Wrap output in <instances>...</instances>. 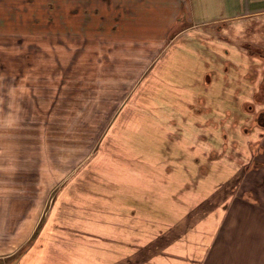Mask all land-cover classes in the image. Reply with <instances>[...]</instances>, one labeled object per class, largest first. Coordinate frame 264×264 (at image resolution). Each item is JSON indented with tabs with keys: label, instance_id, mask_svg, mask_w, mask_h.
Returning <instances> with one entry per match:
<instances>
[{
	"label": "rangeland",
	"instance_id": "1",
	"mask_svg": "<svg viewBox=\"0 0 264 264\" xmlns=\"http://www.w3.org/2000/svg\"><path fill=\"white\" fill-rule=\"evenodd\" d=\"M1 1L0 255L12 258L0 264H264V129L255 122L264 111V0H212L201 10L226 23L224 44L252 48L256 57L246 66L232 54L236 64L209 85L206 74L208 83H199L202 71L168 57L153 90L135 72V95L125 103L131 87L124 75L96 79L95 57L84 55L94 41L54 31L71 25V0H19L20 8H13L17 0ZM178 88L190 100L180 101ZM193 152L203 166L188 171ZM138 161L182 165L172 170L184 181L177 214L169 219L168 205L167 217L152 216L159 230L139 222L133 232L110 235L112 210L127 203L111 192L128 191L123 170ZM234 194L226 222L214 232L200 226L213 208L207 198L228 208L232 201L219 198ZM138 201L126 210L144 221ZM170 244L177 246L166 255Z\"/></svg>",
	"mask_w": 264,
	"mask_h": 264
},
{
	"label": "crops",
	"instance_id": "2",
	"mask_svg": "<svg viewBox=\"0 0 264 264\" xmlns=\"http://www.w3.org/2000/svg\"><path fill=\"white\" fill-rule=\"evenodd\" d=\"M0 2L2 1L0 0ZM20 2L17 0L13 8H20ZM59 2L61 1H58V6L52 4V8L56 6L57 8H61L62 4ZM168 2H170L171 7L167 8ZM168 2L167 0H71L72 13L68 16L70 19L69 23L72 26L67 27L66 23L63 27L66 32L54 31L59 34H64L68 39H81L85 43L94 41L95 47L93 52H86L84 55L86 57L92 55L95 57L94 74L96 75V79L101 77L104 80H113L114 77H118L121 74L124 75L122 78L125 79L127 85L129 84L131 87L130 90H127L125 98L120 103H125L128 97L135 95L136 71L139 73L138 77L144 73L141 79H144V84H147V91H149L150 88L155 86L156 80H160L162 64L164 61L167 62L168 57L171 59L177 58L182 67L191 72L197 73L198 71H202L199 83L204 80L207 84L208 82L205 79L210 77L208 78L210 79L208 80L209 85L213 83L211 78L216 73L226 71V64L229 67L230 62L236 64L235 57L234 59L231 57L232 54L233 56H237L244 66H246L247 59L256 57V54L251 51L252 48L247 44L244 45L243 48L245 50L243 51L234 44L232 46L230 43L224 44L225 41L229 42L230 39L228 36L229 30H226V23L218 17H210L204 12L213 7L212 0H169ZM63 6L66 7L67 3ZM198 6L200 11L204 10L200 12L202 13L201 18H199L200 20H196L193 16V14L197 13L196 8ZM162 8L167 9L166 12L163 10V14ZM193 8L195 9L193 10ZM145 9L148 10L145 11ZM151 10L154 11L152 12ZM258 10L264 11V8ZM205 13L207 16H205ZM181 16L186 20H183ZM72 18L76 20L73 21L71 20ZM47 20L48 23H55L54 20H56V17L48 16ZM183 23H187L188 26L182 27ZM202 25L209 26L208 28L211 32H208L207 27L205 29L199 27ZM194 29H197V31ZM194 43H197L196 48L191 46ZM225 46L229 47V50H226V52L223 50ZM262 55L263 52L260 53V56ZM117 57H120V63H123V66L127 65L129 67L123 70L121 69L123 66L117 68ZM195 65L196 68H194ZM107 74H109L108 77L106 76ZM204 75L205 79H202ZM110 77L113 78L110 79ZM127 85L126 87H128ZM147 94L149 95V93H146V96ZM193 95L195 96V94ZM175 96L180 101L187 99L182 95L180 88L177 89ZM195 145L193 147L194 149L197 148ZM204 145L208 144L204 142ZM202 148L204 147L202 146ZM190 160L191 165L189 167L185 166V169H188V171L193 166L197 168L203 166L200 157L194 154V152ZM161 165L163 168H168L169 170L167 171L169 172L164 173L161 171L159 173L154 170L161 168ZM130 166L133 168L132 170H130L129 166L127 170H123V175L126 180L125 188L128 191H119L117 193L112 191L111 199L120 200L125 198L127 202L126 209L132 208V205L139 203L138 200H142L143 207L147 209L148 218L144 219V221H142L143 219L134 218L136 212L132 209L130 211L126 209L122 211L120 207L116 210L113 209L110 215V235H113V232L123 231L124 228L127 232H133L135 230V224L139 222L148 223L147 225L152 226V229L155 228L154 224L158 223L156 224L158 226L156 230H159L161 227L160 220H153V224L152 216L167 217V206L169 205L171 212H169L168 218L172 219V217L176 216L173 214H177L176 207L178 201L183 198L182 185L184 181L182 179V171L177 172L175 170L174 173L172 171L173 168L182 167L180 163L168 164L165 161L164 163L138 161L131 162ZM170 184L175 187L173 191L167 189V186ZM172 194L175 195L174 198ZM234 196L235 194L219 198V201H232L228 208L224 206L219 207L212 201L213 199L209 200L207 198L208 202L211 201L209 203L213 205V208H211L212 210L209 213L210 216L202 219L200 226L207 227V229L212 230L211 232H214L217 225L226 222L231 214L229 207H232V203L236 198ZM168 200H171L172 203H168ZM237 202H240V200ZM221 214L223 215L220 218ZM122 221H126L128 224H123ZM140 231H146V229L141 228ZM141 242L142 246H145L148 241L141 240ZM117 243L112 240L109 246H118ZM176 246L177 244H170V251H166L165 254L170 255L172 248ZM7 258H12V254L0 255V259L2 260Z\"/></svg>",
	"mask_w": 264,
	"mask_h": 264
},
{
	"label": "trees",
	"instance_id": "3",
	"mask_svg": "<svg viewBox=\"0 0 264 264\" xmlns=\"http://www.w3.org/2000/svg\"><path fill=\"white\" fill-rule=\"evenodd\" d=\"M259 116H257V119L255 120V122L257 123L258 126H261L264 128V112H260L258 114Z\"/></svg>",
	"mask_w": 264,
	"mask_h": 264
},
{
	"label": "flooded vegetation",
	"instance_id": "4",
	"mask_svg": "<svg viewBox=\"0 0 264 264\" xmlns=\"http://www.w3.org/2000/svg\"><path fill=\"white\" fill-rule=\"evenodd\" d=\"M50 19H51V17H50ZM261 112H262V111H261ZM263 112H264V111H263ZM259 113H260V112H258V114H259ZM258 114H257V116H259ZM256 124H257V123H256ZM260 127H261V126H260Z\"/></svg>",
	"mask_w": 264,
	"mask_h": 264
}]
</instances>
